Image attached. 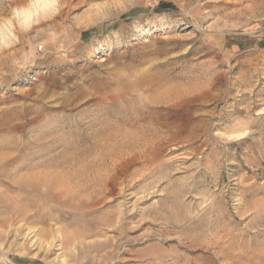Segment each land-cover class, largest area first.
Segmentation results:
<instances>
[{
	"label": "rangeland",
	"instance_id": "rangeland-1",
	"mask_svg": "<svg viewBox=\"0 0 264 264\" xmlns=\"http://www.w3.org/2000/svg\"><path fill=\"white\" fill-rule=\"evenodd\" d=\"M0 264H264V0H0Z\"/></svg>",
	"mask_w": 264,
	"mask_h": 264
}]
</instances>
